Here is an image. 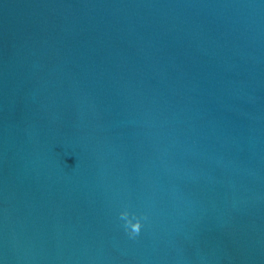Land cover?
<instances>
[{"label": "water", "instance_id": "water-1", "mask_svg": "<svg viewBox=\"0 0 264 264\" xmlns=\"http://www.w3.org/2000/svg\"><path fill=\"white\" fill-rule=\"evenodd\" d=\"M0 264H264V0H0Z\"/></svg>", "mask_w": 264, "mask_h": 264}, {"label": "clouds", "instance_id": "clouds-1", "mask_svg": "<svg viewBox=\"0 0 264 264\" xmlns=\"http://www.w3.org/2000/svg\"><path fill=\"white\" fill-rule=\"evenodd\" d=\"M137 231H139V229H137Z\"/></svg>", "mask_w": 264, "mask_h": 264}]
</instances>
